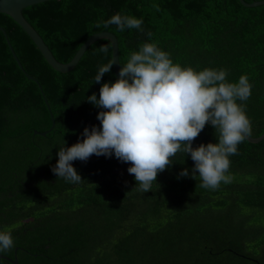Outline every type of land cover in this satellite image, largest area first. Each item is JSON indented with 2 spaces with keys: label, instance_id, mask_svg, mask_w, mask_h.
<instances>
[{
  "label": "trees",
  "instance_id": "obj_1",
  "mask_svg": "<svg viewBox=\"0 0 264 264\" xmlns=\"http://www.w3.org/2000/svg\"><path fill=\"white\" fill-rule=\"evenodd\" d=\"M117 13L141 19L142 30L104 27ZM22 14L63 64L90 36L110 32L120 67L144 43H154L181 67L223 69L229 83L246 75L251 96L237 103L251 122L250 137L264 134V5L49 0ZM0 27L6 35L0 31V231L14 242L0 254L14 258L16 249L18 264H264V139L238 145L229 157L231 181L216 190L201 187L198 173L192 178L194 162L182 153L146 193L128 173L131 164L114 154L74 161L80 183L58 178L52 168L60 148L82 142L85 128L100 127L104 109L87 98L99 99L101 86L116 81L112 68L95 83L99 68L112 61L111 45L96 41L63 74L9 16L0 13ZM208 143H218V133L206 124L192 146Z\"/></svg>",
  "mask_w": 264,
  "mask_h": 264
},
{
  "label": "clouds",
  "instance_id": "obj_2",
  "mask_svg": "<svg viewBox=\"0 0 264 264\" xmlns=\"http://www.w3.org/2000/svg\"><path fill=\"white\" fill-rule=\"evenodd\" d=\"M142 23L141 19L117 13L103 26L115 25L122 32L126 28L142 30ZM99 51L107 54L109 49L101 46ZM113 64L109 61L99 68L95 83H100ZM226 76L223 69L197 72L181 67L156 44L144 43L120 67V78L101 86L99 99L96 94L87 98L104 109L97 116L100 127L90 131L85 128L82 142L60 148L52 172L68 182L80 183L82 178L72 166L74 161L114 154L121 162L131 164L128 173L146 193L158 174L182 153L194 162L192 178L198 173L201 187L216 190L222 182L229 183V157L238 154V145L252 134L244 106L237 103L250 98L252 85L246 75L237 83L227 82ZM208 122L218 133V143L193 148ZM188 174L184 169L180 176ZM13 246L11 233L0 231V252Z\"/></svg>",
  "mask_w": 264,
  "mask_h": 264
},
{
  "label": "water",
  "instance_id": "obj_3",
  "mask_svg": "<svg viewBox=\"0 0 264 264\" xmlns=\"http://www.w3.org/2000/svg\"><path fill=\"white\" fill-rule=\"evenodd\" d=\"M49 0H0V13L5 14L9 16L30 38V40L34 43L38 51L41 53L42 57L46 61V63L55 71L59 73H67L70 72L75 68L85 51L96 41L98 40H107L110 45H111V56H112V61H114L113 64V73L115 80H118L119 77V71H120V66H119V57H118V43L115 35H113L110 32H99L95 33L92 36H90L85 43L78 49V51L75 53L74 57L68 62V63H60L58 62L54 56L52 55L51 51L49 48L46 46L42 38L39 36V34L35 31V29L25 20L22 14V10L29 7L33 6L36 4H40L43 2H46ZM239 2L244 6L248 8H253V7H258L264 5V0L263 1H256L253 3H246L244 0H239ZM0 31L5 35V32L3 29L0 27ZM6 37V35H5ZM7 45L10 49V52L13 56V59L16 61L18 67L21 69V71L26 75V77L30 80H33L32 77L28 76L24 70L22 69L21 64L19 63L16 55L14 54L11 45L9 41L7 40ZM207 125H211V122H208ZM54 126V123L52 122V128ZM47 132H34V134H38L40 136H45ZM264 139V134L257 138H253L248 136L245 140L251 144H257L260 141ZM1 259H6L9 261L11 264H18L17 260H10L7 258H4L0 254V260Z\"/></svg>",
  "mask_w": 264,
  "mask_h": 264
},
{
  "label": "flooded vegetation",
  "instance_id": "obj_4",
  "mask_svg": "<svg viewBox=\"0 0 264 264\" xmlns=\"http://www.w3.org/2000/svg\"><path fill=\"white\" fill-rule=\"evenodd\" d=\"M28 220H29V218H28L27 220H24V221L27 222ZM16 251H17V250L15 249V250H14V253H13V257H14V258H10V257H8L7 255H4V254H1V255L4 256V258L10 259V260H17V257H18V256H17ZM2 261H4V262H9V261H7L6 259H1V260H0V263H1Z\"/></svg>",
  "mask_w": 264,
  "mask_h": 264
}]
</instances>
